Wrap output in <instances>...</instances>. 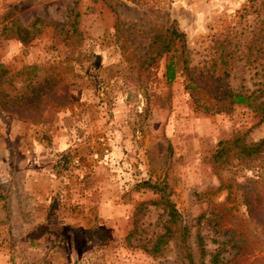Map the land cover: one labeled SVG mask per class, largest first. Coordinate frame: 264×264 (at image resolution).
I'll use <instances>...</instances> for the list:
<instances>
[{
	"label": "rangeland",
	"instance_id": "374dc122",
	"mask_svg": "<svg viewBox=\"0 0 264 264\" xmlns=\"http://www.w3.org/2000/svg\"><path fill=\"white\" fill-rule=\"evenodd\" d=\"M262 22L249 0H0L6 74L59 76L38 113L0 109V264H181L172 240L155 258L140 248L166 219L145 181L164 186L196 264L218 250L226 264H264V228L249 217L250 201L264 220V154L211 162L219 142L262 138L264 119L243 106L202 113L181 75L209 87L200 103L264 89V66L249 65ZM171 23L189 61L167 82L156 55Z\"/></svg>",
	"mask_w": 264,
	"mask_h": 264
},
{
	"label": "trees",
	"instance_id": "16d2710c",
	"mask_svg": "<svg viewBox=\"0 0 264 264\" xmlns=\"http://www.w3.org/2000/svg\"><path fill=\"white\" fill-rule=\"evenodd\" d=\"M255 1L258 2L259 8L264 9V0H249V3L254 4ZM110 10L115 14L114 8L111 7ZM115 19L117 22L118 19ZM115 27L117 26L115 25ZM25 38H27V35L22 38V41H25ZM158 38L164 40L159 46L160 52L156 57H160L163 54L166 56L164 77L167 82H171L175 79L178 72L185 73L188 70L187 64L189 59L185 46V35L171 23L167 30V35L164 38L161 36ZM250 42L252 43V47H249V57H251L249 65L263 67L264 62L260 63L258 56L259 52H261L259 47L261 42L264 46V23L250 37ZM37 68V66H28L17 74H6L7 72L0 64V82H7L9 86L7 89L2 90L4 100L1 101L4 102H1L2 104L0 103L1 111L14 113L17 116L19 111L29 113L39 112L41 103L45 97L59 83V76L53 72L52 74L37 76L36 72H34ZM181 75L184 76L183 89L194 97L195 108L202 113L210 115L228 113L232 110L233 106H243L258 115L260 121L264 119V89L258 88L249 91V93L241 90L211 92L208 95L206 94L211 102L200 103L196 98V92L205 93L209 87L206 84L205 86L200 85V82L191 74ZM16 78L19 79L20 86L15 85ZM211 84L213 85L214 81ZM231 152H235L240 159L254 161L264 154V136L256 142L251 143H245L239 135L233 136L229 141L219 142L218 149L211 156V162L213 164H226ZM65 153L67 152H63V156ZM138 187L145 188L158 195V198L152 201L151 205L160 209L166 217L160 225L162 232L156 234L154 238H149L144 243L141 242L142 245H140V248L152 258H155L161 254L162 246L172 240L174 241V247L177 253L176 260L181 264H196V257L193 255L192 248L189 244L190 232L185 225L181 224L179 214L175 206L168 199L164 186L145 181L140 183ZM255 210L256 208L249 201V217L262 229L264 228V220H257L254 217ZM136 223V220H134L133 229L126 236V240L134 234ZM194 247L198 255L197 258L202 259L205 256V250L202 238L198 234L194 235ZM219 254V250L210 254L209 264H226L221 261ZM199 264H202V262L200 261Z\"/></svg>",
	"mask_w": 264,
	"mask_h": 264
}]
</instances>
